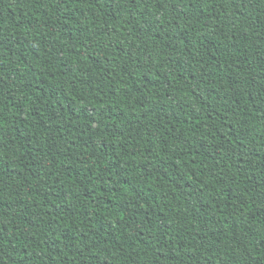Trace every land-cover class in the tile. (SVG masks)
Wrapping results in <instances>:
<instances>
[{"label": "trees", "instance_id": "1", "mask_svg": "<svg viewBox=\"0 0 264 264\" xmlns=\"http://www.w3.org/2000/svg\"><path fill=\"white\" fill-rule=\"evenodd\" d=\"M0 264H264V0H0Z\"/></svg>", "mask_w": 264, "mask_h": 264}]
</instances>
